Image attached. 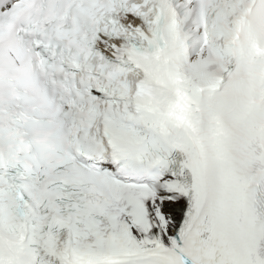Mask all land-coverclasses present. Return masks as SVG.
Returning a JSON list of instances; mask_svg holds the SVG:
<instances>
[{"label":"snow or ice","instance_id":"snow-or-ice-1","mask_svg":"<svg viewBox=\"0 0 264 264\" xmlns=\"http://www.w3.org/2000/svg\"><path fill=\"white\" fill-rule=\"evenodd\" d=\"M0 264H264V0H0Z\"/></svg>","mask_w":264,"mask_h":264}]
</instances>
